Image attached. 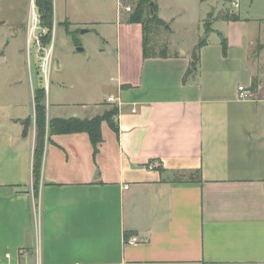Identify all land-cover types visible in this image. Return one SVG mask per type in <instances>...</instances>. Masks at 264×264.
<instances>
[{
    "label": "crops",
    "instance_id": "0c3cea01",
    "mask_svg": "<svg viewBox=\"0 0 264 264\" xmlns=\"http://www.w3.org/2000/svg\"><path fill=\"white\" fill-rule=\"evenodd\" d=\"M17 8L0 0L13 28L25 19L4 12ZM237 14L216 39L207 32L146 58L142 25L126 15L113 39L93 29L115 50L111 90L80 102L45 96L46 118H91L89 105L111 97L117 130L102 121L95 151L85 131L47 127L38 174L34 103L32 113L0 104V264H264V24Z\"/></svg>",
    "mask_w": 264,
    "mask_h": 264
},
{
    "label": "rangeland",
    "instance_id": "374dc122",
    "mask_svg": "<svg viewBox=\"0 0 264 264\" xmlns=\"http://www.w3.org/2000/svg\"><path fill=\"white\" fill-rule=\"evenodd\" d=\"M10 1L18 4V8L13 13L5 11V17L25 20L21 22L20 28H13L4 22V18L0 19V54L4 57L0 63V104L4 105L5 113L27 111L30 107L32 113L33 90L39 85L45 88L47 103H52L55 95L64 102H80L106 95L111 90L109 77L115 68V50L112 42L107 46L93 29L113 39L112 24L116 17H127L137 0H126V6L121 7V14L120 0H54L58 21L53 25L52 18L51 41L47 46L48 80L42 79V72H39V53L30 31L33 11L31 4L34 0ZM154 1L158 3L167 23L149 33V46L153 52L184 51L206 37L207 32L210 40L217 38L214 29L223 25L222 19L219 17L212 21L213 16H207L210 5L214 13L219 0ZM235 1L237 6L233 4ZM225 10L241 12L264 24V0H228L223 3L218 14ZM65 15L69 17V23L65 21ZM225 26L224 24V29ZM68 29L74 30L79 42L86 47L87 54L76 51L77 47L72 35L67 32ZM89 106L91 117L115 118L113 112L116 103L109 98ZM70 109L66 108L64 113Z\"/></svg>",
    "mask_w": 264,
    "mask_h": 264
},
{
    "label": "trees",
    "instance_id": "16d2710c",
    "mask_svg": "<svg viewBox=\"0 0 264 264\" xmlns=\"http://www.w3.org/2000/svg\"><path fill=\"white\" fill-rule=\"evenodd\" d=\"M225 3L228 0H223ZM126 0H120L121 5H125ZM35 5L38 9L40 15L41 24L46 28V34L42 37L43 44H48L51 40V31H52V18H53V2L52 0H35ZM213 11L208 13L209 18H212ZM221 18L227 21L239 20V15L237 13L230 12L229 10L222 11L216 17L211 20L214 21L217 18ZM126 21L128 23H140L142 25L143 32V56L149 57L156 54L163 55V53H155L151 50L149 46V33L153 30H156L157 27L165 25L158 15V6L154 0H137L134 9L127 14ZM207 28V27H206ZM208 28L206 29V31ZM219 34V33H218ZM223 48L226 47V40L222 38ZM199 43L194 49L192 54V60L189 69L185 74V79L189 76L196 74L198 67V48L202 45ZM45 91L43 86L39 85L34 90V120L36 125V144H35V163H34V172L38 174L41 167L42 151L44 144V136L46 129L53 133H67V132H78L85 131L90 138V141L93 145L94 150H97V145L102 141L100 124L102 121H106L111 128L115 131L117 130V125L114 119L109 118L108 116H94L91 118L80 119L77 117L70 118H53L47 120L46 118V109H45ZM118 113V108L116 107L113 114L116 116ZM25 127H27L29 120L23 122ZM26 129V128H25Z\"/></svg>",
    "mask_w": 264,
    "mask_h": 264
},
{
    "label": "built area",
    "instance_id": "2783aa9c",
    "mask_svg": "<svg viewBox=\"0 0 264 264\" xmlns=\"http://www.w3.org/2000/svg\"><path fill=\"white\" fill-rule=\"evenodd\" d=\"M235 6H237V2L233 3ZM32 6V16H31V35L34 38L35 46L37 49V52L39 53L38 58V67H39V72H42V79L48 80L49 78V58H48V44H43L42 42V37L46 34V28H44L41 24V19L40 15L38 13V9L35 5V0L34 3L31 4ZM51 41V40H50ZM37 54V53H36ZM44 88V87H43ZM45 90V88H44ZM239 90V98H251L253 97V92L251 89L245 88L243 86H238ZM111 99V97H109ZM139 239L137 236H132L127 240V243H136L138 242Z\"/></svg>",
    "mask_w": 264,
    "mask_h": 264
},
{
    "label": "water",
    "instance_id": "95a60500",
    "mask_svg": "<svg viewBox=\"0 0 264 264\" xmlns=\"http://www.w3.org/2000/svg\"><path fill=\"white\" fill-rule=\"evenodd\" d=\"M223 3H224L223 0H219V1H218L217 5H216V8H215V10H214V13H213V15H212L213 18L217 16L218 12H219L220 9L223 7ZM82 31H85V30H82ZM77 49L80 50V51H83V49H82L81 47H78Z\"/></svg>",
    "mask_w": 264,
    "mask_h": 264
}]
</instances>
